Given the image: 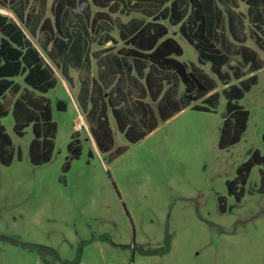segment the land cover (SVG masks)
I'll list each match as a JSON object with an SVG mask.
<instances>
[{
	"label": "rangeland",
	"instance_id": "374dc122",
	"mask_svg": "<svg viewBox=\"0 0 264 264\" xmlns=\"http://www.w3.org/2000/svg\"><path fill=\"white\" fill-rule=\"evenodd\" d=\"M239 8L245 11L246 5L239 3ZM0 11L17 20L11 10L0 6ZM169 27L183 47L178 58L217 79L209 63H198L197 50L179 25ZM245 34V44L258 51L263 67L255 71L257 83L240 100L250 111L247 128L240 141L225 148L218 145L226 114L221 91L239 79L228 84L217 79L215 90L221 95L214 110L188 106L134 143L111 115L115 144L110 152L127 146L111 158L96 145L77 102V71L71 70V83L49 60L58 80L46 92L58 125L50 161H30L32 124L19 136L11 109L1 120L15 154L10 165L0 162V264H64L35 244L53 248L63 260L79 256L75 264H264V165L252 168L240 200L228 193L226 184L255 149L264 153V50L255 38L258 34L264 39V25L245 18ZM30 37L42 50L38 37ZM231 64L241 67L243 77L250 75L240 57L234 56ZM17 80L22 82L21 77ZM59 101L65 109L58 108ZM79 122L84 124L79 130L82 152L64 171L67 145ZM221 196L225 211L220 209ZM166 233L171 234L168 252L140 251V246H162Z\"/></svg>",
	"mask_w": 264,
	"mask_h": 264
},
{
	"label": "trees",
	"instance_id": "16d2710c",
	"mask_svg": "<svg viewBox=\"0 0 264 264\" xmlns=\"http://www.w3.org/2000/svg\"><path fill=\"white\" fill-rule=\"evenodd\" d=\"M239 3L246 5L245 11ZM81 5L83 10L75 11ZM0 6L17 17L12 19L0 11L2 164L10 165L15 154L12 137L1 121L10 109L17 135L22 136L25 127L32 124L30 161L42 164L52 158L58 125L46 92L58 80L49 60L71 83V70L77 71V102L103 152H110L115 144L111 115L127 141L137 142L188 106L214 110L221 95L215 90L217 79L223 84L239 79L221 91L226 114L218 145L225 148L242 138L250 111L240 100L257 83L255 71L263 67L258 51L245 44V18L253 25H264V0H52L50 4L49 0H0ZM169 25H179V32L197 50L198 63H209L217 79L198 64L178 58L183 47L169 34ZM28 33L38 37L42 50ZM255 38L264 50V39L258 34ZM234 56L240 57L249 76L243 77L241 67L231 64ZM67 148L64 171L81 155L79 130ZM126 148L118 147L109 156ZM17 153L21 158L20 149ZM255 165H264V153L259 149L237 167L233 179L226 181L228 193L237 200L242 198ZM262 184L263 189L264 173ZM220 209L225 211L223 196ZM32 246L52 253L64 264L80 261L79 256L72 261L60 259L45 245ZM139 248L145 254L166 253L171 248V234H165L160 247Z\"/></svg>",
	"mask_w": 264,
	"mask_h": 264
},
{
	"label": "water",
	"instance_id": "95a60500",
	"mask_svg": "<svg viewBox=\"0 0 264 264\" xmlns=\"http://www.w3.org/2000/svg\"><path fill=\"white\" fill-rule=\"evenodd\" d=\"M58 108L59 109H65L66 108V104L64 102H62V101H59Z\"/></svg>",
	"mask_w": 264,
	"mask_h": 264
},
{
	"label": "built area",
	"instance_id": "2783aa9c",
	"mask_svg": "<svg viewBox=\"0 0 264 264\" xmlns=\"http://www.w3.org/2000/svg\"><path fill=\"white\" fill-rule=\"evenodd\" d=\"M84 127V124L82 122H79L77 125H76V128L77 130H80Z\"/></svg>",
	"mask_w": 264,
	"mask_h": 264
},
{
	"label": "clouds",
	"instance_id": "9594fccd",
	"mask_svg": "<svg viewBox=\"0 0 264 264\" xmlns=\"http://www.w3.org/2000/svg\"><path fill=\"white\" fill-rule=\"evenodd\" d=\"M83 5H81L79 8H77V9H75V11H77V12H80V11H82L83 10Z\"/></svg>",
	"mask_w": 264,
	"mask_h": 264
}]
</instances>
